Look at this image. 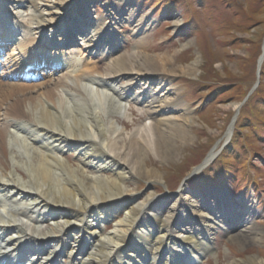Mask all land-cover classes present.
<instances>
[{"label":"bare ground","instance_id":"bare-ground-1","mask_svg":"<svg viewBox=\"0 0 264 264\" xmlns=\"http://www.w3.org/2000/svg\"><path fill=\"white\" fill-rule=\"evenodd\" d=\"M77 1L0 0V264H220L219 230L231 242L259 244L255 201L187 187L215 151L174 185L163 177L181 158L172 147L183 155L197 124L173 87L170 59L144 51L148 36L119 53L118 24L135 25L140 12L124 17V4L109 2V21L96 24L90 0L82 8ZM38 49L50 52L28 66ZM195 68L184 75L195 77ZM24 74L43 80L26 83ZM153 185L169 194L156 198Z\"/></svg>","mask_w":264,"mask_h":264},{"label":"rangeland","instance_id":"rangeland-1","mask_svg":"<svg viewBox=\"0 0 264 264\" xmlns=\"http://www.w3.org/2000/svg\"><path fill=\"white\" fill-rule=\"evenodd\" d=\"M26 1L30 5L35 0ZM86 1L78 0V8ZM109 2L124 4V17L139 11L137 23L141 22L145 29L143 35H134L137 23L121 20L118 30H113L122 39L119 53L131 52L134 44L148 36L144 51L153 58L173 59L166 69L175 74L173 87L181 91V103L193 112L197 124L188 128L191 144L183 155L179 146L172 147L173 153L181 158L169 171H161L163 177L174 185L182 174L202 166L205 158L215 151L211 161L190 181L198 183L187 187L195 193L201 191L200 194L206 189L211 193L218 191L236 204L255 201L254 218L250 221H254L257 238L261 239L257 245H240L229 241L226 232L219 230L217 263L228 264L231 260L245 263L252 257L264 260V0H90L93 23L109 21L106 6ZM174 22H180V26L173 32ZM47 38L44 36V42ZM56 38L55 43L64 44L63 36ZM184 46L189 48L182 51ZM92 56L96 61L97 57ZM192 65L196 66L195 77L184 75ZM154 66L160 69V65ZM123 84L120 82L118 86ZM134 89L131 97L136 96ZM175 140V145L181 144ZM71 150L70 154L66 150L64 156L74 163L78 154ZM227 174L229 180L217 182ZM138 194L140 199L143 194ZM155 194L159 198L169 193L155 188ZM122 213L120 210L118 216ZM111 227L105 230L108 232ZM229 247L237 254L233 259Z\"/></svg>","mask_w":264,"mask_h":264}]
</instances>
